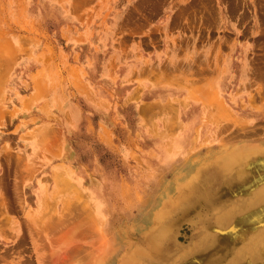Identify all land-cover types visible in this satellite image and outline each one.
Segmentation results:
<instances>
[{
  "label": "rangeland",
  "instance_id": "1",
  "mask_svg": "<svg viewBox=\"0 0 264 264\" xmlns=\"http://www.w3.org/2000/svg\"><path fill=\"white\" fill-rule=\"evenodd\" d=\"M263 83L264 0H0V264H83L72 247L104 237L109 264L140 257L155 204L190 194L182 169L264 144Z\"/></svg>",
  "mask_w": 264,
  "mask_h": 264
},
{
  "label": "bare ground",
  "instance_id": "2",
  "mask_svg": "<svg viewBox=\"0 0 264 264\" xmlns=\"http://www.w3.org/2000/svg\"><path fill=\"white\" fill-rule=\"evenodd\" d=\"M220 106L217 108H221ZM208 117L214 120L216 114L212 113ZM220 130L222 131V129ZM232 138L234 137L232 136ZM206 159L211 162L212 170L210 168L207 170L195 168L199 166L200 162H196L189 170H181L182 181L186 177L191 178L193 182L190 194L186 193L184 197L174 200L167 196L156 203L158 206L155 204L157 209L152 213L154 222L150 226L154 227L162 221L157 214L161 212V207L162 210L165 209L162 214H166L169 218L167 220L166 217L163 218L164 221L166 220L163 227L165 232L157 234L158 239L155 242L153 240V247L140 254L146 264H264V144L250 141L249 143H232L230 147H224V149L208 155ZM184 183L183 185H185ZM164 205L165 208H163ZM79 210L78 212H81V209ZM179 220L192 223L196 230H199L198 235L203 231V238L208 237L206 241L204 240L200 246L195 247L188 254L183 253L187 247L181 249V252H179V245L170 249L173 235L167 231L175 229ZM2 221L0 219V223ZM57 221L59 220L57 219ZM83 233L85 238L88 237V232ZM104 238L100 242V249H98L101 254L96 257L93 256L91 246L80 244L77 246H82L81 248L76 245L71 246V253L77 252L76 255L80 253V257H82L81 253L84 252L83 257L87 256V259H85L86 262L80 260L83 264H107L109 261L106 260L104 246L108 241ZM201 240L203 239L201 238ZM257 252H260V255ZM132 254L115 257V260L110 263L140 264V257ZM73 259L76 261V258L71 257L70 263L73 262ZM55 264L60 263L56 262ZM61 264H65V262H61Z\"/></svg>",
  "mask_w": 264,
  "mask_h": 264
},
{
  "label": "crops",
  "instance_id": "3",
  "mask_svg": "<svg viewBox=\"0 0 264 264\" xmlns=\"http://www.w3.org/2000/svg\"><path fill=\"white\" fill-rule=\"evenodd\" d=\"M52 172H54V170ZM37 188H38V191H42V192H44L46 189H48V185L45 184L43 176H41L40 180L37 182ZM44 194L45 193L40 194L38 197L37 203L39 205L42 204V202H43V198L45 197Z\"/></svg>",
  "mask_w": 264,
  "mask_h": 264
}]
</instances>
